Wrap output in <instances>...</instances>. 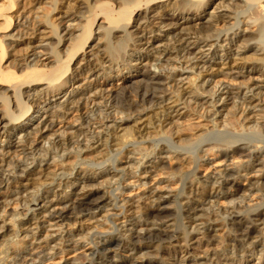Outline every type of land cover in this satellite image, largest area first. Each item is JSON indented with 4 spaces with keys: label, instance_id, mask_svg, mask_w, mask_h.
Wrapping results in <instances>:
<instances>
[{
    "label": "bare ground",
    "instance_id": "bare-ground-1",
    "mask_svg": "<svg viewBox=\"0 0 264 264\" xmlns=\"http://www.w3.org/2000/svg\"><path fill=\"white\" fill-rule=\"evenodd\" d=\"M7 2L0 264H264V0Z\"/></svg>",
    "mask_w": 264,
    "mask_h": 264
},
{
    "label": "rangeland",
    "instance_id": "rangeland-1",
    "mask_svg": "<svg viewBox=\"0 0 264 264\" xmlns=\"http://www.w3.org/2000/svg\"><path fill=\"white\" fill-rule=\"evenodd\" d=\"M13 1L15 2V5L16 6L14 5V7L12 9L6 11L7 13L14 14L15 11L18 10V6L22 3V1H23L24 4L25 3L28 4V1L31 3V1H33V0H31V1L30 0H27V1L26 0H13ZM2 3H4V4L7 5L8 2H7V0H0V5H2ZM30 3H29V7H30ZM17 4H18V6H17ZM41 4H43V5H41ZM41 4H39V5L37 4L36 6H32V8L35 7L34 9H36L37 6H38V8L40 7L41 8L40 9V13H41L42 10H43L42 12L48 11V9H49L48 8V5L47 4H44V3H41ZM44 10H46V11H44ZM34 11H36V10H34ZM52 17L54 18L55 15L52 14ZM20 47H23V46H19V48ZM19 48H18V50L22 51V48H20V49ZM231 77H233V76H231ZM136 80H138V79L137 78H131V79L126 80L123 84L118 85L116 87L115 91L112 92V98H111V100L114 99L115 97L118 98V99H120V95H121V97H125L126 96L125 98L129 102H134V103L141 104L143 102V99L145 98L146 95H143L142 92L140 91V89H138V84L139 83ZM198 122H200V123H198ZM199 124H202V125H205L206 126L209 123L206 122V121H197V120L194 121V127H198ZM263 127H264V125H263ZM262 132L264 133V128H262ZM238 151L241 154L244 153V152H241L242 150H238ZM248 264H252V263H248Z\"/></svg>",
    "mask_w": 264,
    "mask_h": 264
}]
</instances>
